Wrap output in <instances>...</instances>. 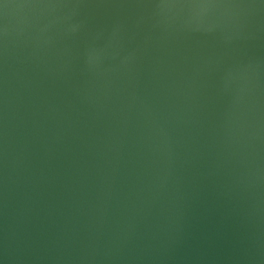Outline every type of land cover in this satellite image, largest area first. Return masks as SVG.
<instances>
[{
	"label": "water",
	"instance_id": "1",
	"mask_svg": "<svg viewBox=\"0 0 264 264\" xmlns=\"http://www.w3.org/2000/svg\"><path fill=\"white\" fill-rule=\"evenodd\" d=\"M0 264H264V0H0Z\"/></svg>",
	"mask_w": 264,
	"mask_h": 264
}]
</instances>
